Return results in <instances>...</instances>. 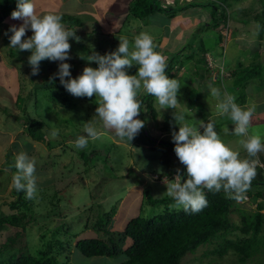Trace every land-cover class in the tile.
<instances>
[{
	"label": "rangeland",
	"instance_id": "1",
	"mask_svg": "<svg viewBox=\"0 0 264 264\" xmlns=\"http://www.w3.org/2000/svg\"><path fill=\"white\" fill-rule=\"evenodd\" d=\"M179 1L157 0L164 13L158 11L149 15L148 19L139 20L130 17L128 8L133 0H30L4 21L0 29V214H12L14 211L11 210L10 204L17 198L13 195L14 174L4 165L7 158L17 162L21 168V175L28 184L36 188H46V197L43 201L34 197L32 206L35 210V221L27 229L10 227L0 230V252L35 255L38 250H45V245L49 241L65 240L71 235L73 239L70 241V251H62V260L68 259L70 264H119L124 260L122 258L124 256L86 258L75 249L77 240L96 236L92 230H85L84 226L93 224L97 216L102 214L98 213L101 206L104 212L114 205L118 208L112 221L113 231H123L126 224L139 215L150 218L165 211L164 205L148 204L147 199L150 197L151 200H159L163 196L176 195L177 183L180 184L179 176L176 174L173 182L168 181L167 184L161 185V180L158 182L154 179V173L161 174L168 165L172 169L179 168L180 162L183 163L181 156L168 147L158 145L155 150L148 149L152 145L151 142L142 137L138 130L140 125L137 104L140 97L153 86L158 88L160 85L159 80L164 76L162 71L167 62L165 53L169 54L187 44L198 32L200 22L211 21L213 6L220 8L223 0H183V5L189 1L200 4L203 8L189 7L185 11L167 13L169 5H175L174 8H177ZM250 1L252 0H244L235 8L243 9ZM63 15L72 16L78 21L73 26L72 38L60 35L61 28L69 26L67 23L57 22V18ZM39 30L47 37V51L50 50L52 53L50 58L52 66L50 70L34 73L29 71L30 67L27 64L14 63V58L9 57V53L11 50L19 49L22 42L36 41ZM203 31L197 36L202 34L201 38L194 42L199 48L202 47L201 40L205 42L203 43L205 49L216 56L214 58L216 67L221 49L216 45L219 36L214 32H219L223 37L219 46L222 47L226 62L233 63V57L238 55L242 62H248L254 57L260 61L264 60V37L258 38L257 23L246 26L230 19L226 24L220 23L216 29L206 27ZM207 33L209 35L206 37ZM106 35L112 36L116 43L113 49L115 57L110 62L114 63L116 70H106L95 65L99 59L98 52H104L100 49L98 51L97 42L111 39ZM81 38H84L82 45ZM67 41L69 43L66 45V53L70 54L67 49L69 47L73 50V57L61 55ZM195 43L193 45H196ZM197 47L193 46L196 53ZM30 51L32 48L24 49L23 52L29 54ZM184 52L187 56L190 48L187 47ZM107 53L109 54L110 50H107ZM69 58L74 59L76 63H66ZM209 62L211 67L212 62L210 60ZM187 68H191L189 62L172 78L170 92H161L169 97L162 99L156 95L151 98L150 102L156 112L154 120L145 109L147 100L143 103V117L150 135L166 142L174 149H181V154L184 153L182 150L191 153L189 155L192 158L193 174L194 171L204 170L209 183L215 184L214 186L219 184L220 188L225 185L231 188L238 186L237 183L246 176L254 178L256 170L248 169L245 162L251 155L256 157L260 154L264 158V125L250 126L245 119L242 126L228 135L217 130L210 132L208 138L207 132L202 130L203 127L194 130L205 119L207 126H211L212 129L226 117L232 116L230 120H238L244 111L242 108L233 107L232 102L228 103L225 97L229 95H223L226 91L221 90L219 84H213L217 75L216 68L208 69L203 79L191 77ZM78 69L81 70L76 72ZM59 70L64 74L62 77L71 80L73 90H76L78 84H81V88L86 84L87 95L101 102L98 106L99 115L96 113L95 104L83 99L76 101L77 114L63 106L47 111L44 101L40 102L36 109L33 108L35 98L31 92L34 86L41 83L47 74ZM118 81L128 87L134 83L137 88L119 92L115 88ZM253 86L247 91L254 89L256 92V88H259L261 92L259 104L253 105L252 109L261 111V107L264 106L262 89L264 83ZM19 97H27L22 105L18 102ZM196 98L200 104L194 105L191 101ZM5 108L8 112L4 111ZM54 113H57L58 117ZM24 116L31 118L39 116L46 122L48 126L42 129L45 132L44 143L35 142L24 136L25 121L22 119ZM163 126L166 129L164 131L160 130ZM74 131L79 133L75 137L71 135ZM50 140H60L63 143L49 148L46 142ZM111 144L115 147L109 148L105 164L95 162L94 158L92 165L95 167L89 165L91 169L88 172L89 176L85 174L84 169L88 166L82 160H78L76 152L83 151L91 145L100 148L109 147ZM100 150L106 152L105 149ZM87 156L93 158L92 151L88 150ZM35 159L52 160L54 166L43 171L36 167ZM212 164L223 168L209 167ZM257 172L262 174L259 169ZM238 174L242 175L238 177ZM192 178H195L194 175ZM197 181L200 186L208 187L201 176L197 177ZM192 183L191 179L185 184L183 190L187 192L176 199L177 204H173L174 208L188 207L199 197L201 194V191L197 190L199 186L191 187ZM239 187L242 189L241 197L237 200L232 199L234 203L236 201L238 208L240 206L252 211L256 209L257 204L264 206V198L253 200L244 194L246 192L254 194L255 191H263L264 194V185ZM53 188L59 189L55 199L47 196L54 194ZM145 190L148 192L147 199L143 196ZM229 190L228 196L238 191ZM142 198L144 204L140 206ZM261 212L264 213V207ZM238 217L235 213L230 216L236 224L240 223ZM70 226L72 229L69 231ZM219 243L199 247L195 253L187 254L181 264L234 263L236 255L232 251H228L220 258L211 253ZM256 258L257 260H250L245 264H260L261 260H258V257L254 259Z\"/></svg>",
	"mask_w": 264,
	"mask_h": 264
},
{
	"label": "trees",
	"instance_id": "2",
	"mask_svg": "<svg viewBox=\"0 0 264 264\" xmlns=\"http://www.w3.org/2000/svg\"><path fill=\"white\" fill-rule=\"evenodd\" d=\"M29 1L30 0H0V29L4 21L12 13ZM243 1L244 0H223L221 1L220 8L213 6V8L216 10V15L214 25L212 27L216 29L220 26V23L226 24L230 19L246 26L250 25L251 23H257L259 25L258 38H263L264 0H252L248 2L249 5L243 7V9L239 7L235 8L237 4ZM225 3L226 5L224 6ZM159 5L160 4L157 2V0H155V3H152L151 0H133L128 8L130 17L139 20L148 19L147 17L149 15L157 13V10H160ZM192 7L199 6L195 5ZM188 8L181 11H185ZM168 9H171V7H168ZM174 12L177 13L173 10L170 13ZM57 22L69 24L68 27L63 26V28H61L60 35H65L68 38H72L73 26L76 25L78 21L72 16L63 15L57 18ZM204 22H200L201 24L199 26H202ZM211 28L209 27L208 29ZM203 33L204 31L202 34ZM214 33L219 36L216 45L221 49V54L218 55V67H216V63L214 61L216 56L214 57L212 53H210V51L205 49L203 46V43L205 42L201 40L202 47L200 48L197 47V44L194 42L198 38L200 39L202 34L201 36L197 37L190 45L183 44L178 50L170 52L169 54L165 53L167 55V62L165 66L168 65L165 69V78L160 83L158 88L152 93L150 98H148L145 107L147 113H149L153 120L156 117V112L150 102L151 98L156 95L162 99L169 97L166 95V93L170 92L172 78L178 74L180 69L183 67V65H186L187 62H189L191 65V68H187V71L191 73V77H196L198 79H203L204 73L208 72V69L212 67L216 68L217 75L216 80L213 81V84H219L221 90L223 89L226 91L223 95H229V97H225L228 103L229 101L232 102V105L235 107L241 105L240 107H242L243 111L245 110L243 106L248 101L246 97L247 90L251 86L254 87L253 85H263L264 60L260 61V59H255L254 57L248 62H242L238 55L233 57V63L231 61L226 62V57L224 54H222V47L219 46L223 40V37L219 32ZM37 35L38 39L36 41L29 43L22 42L19 49L11 50L9 53V57L14 58V63L19 62L27 64L30 67L29 71L34 73H38L46 69L50 70L52 66L50 59L52 53L50 50V52L47 51V37L45 36L44 32H41L40 30L38 31ZM208 35L209 33H207L206 37ZM106 37H110L111 39L108 40L107 38L106 42L101 40L97 42V45H99L98 51L102 50L104 52H98L99 59L96 60L95 65L100 68H105L106 70H116V66L113 65L114 63H110L112 61L111 59L115 57L113 54V49H115L114 47H116V43L112 40V36L106 35ZM83 41L84 38H81L80 45H82ZM68 43L69 41H67L65 44L63 54H61L62 57L74 56L73 50H71L69 47L67 49L68 52L70 51V54L66 53V45ZM194 43L196 45H193ZM259 45L260 43L258 42L257 46ZM193 46L194 48H198V53L194 52L195 49ZM21 47L23 48L22 50ZM184 47H189L190 52L187 56H185V60L182 59L181 61H178L179 56L184 54ZM28 48H32V51H30L29 54L24 53V49ZM54 49H56L55 46ZM107 50H110L109 54L107 53ZM209 60L212 62L211 67H209ZM69 62L76 63V61H74V59L72 60V58L67 59L66 63L69 64ZM175 63L177 64L174 67ZM219 68H221L220 71ZM79 70L81 69H78L76 72H79ZM69 71L73 72L71 69H69ZM174 71L177 72L172 74ZM227 73H229V76L226 77ZM62 76H64V74L61 72V70L53 71L52 73L44 76V79L41 83L34 86L33 92H31V95L35 98L33 108L36 109L37 106H40L38 104L44 101V104L46 103V108L48 109L47 111H53V108L55 109V107L63 106L70 112H75L77 114L76 101L83 99L87 102L94 103L96 113L99 115L100 110L98 109V106L101 104V102H97L94 98L87 95L88 91H85L86 84L83 88H81V84H78L77 86L75 83L76 90H73L71 80L69 81V79H66ZM76 77L77 75H75V78ZM115 88L119 92H122V90L136 89L137 85L133 83L130 87H128L121 85L120 81H118V83L115 85ZM164 91L166 93L162 94ZM197 97L199 98V96ZM198 98L191 102L194 105L195 103L198 104ZM26 99L27 97H19L18 102L20 105H22ZM4 111L8 112V109L5 108ZM54 114L58 117L57 113ZM22 119L25 121V127L23 130L24 136L32 139L35 142L44 143L45 132H43L42 129L48 126L46 122H43L39 116L37 118L24 116ZM138 122L140 125L138 130L142 134V137L144 136L146 140L150 141L152 144L150 146L148 145L149 150L157 149L156 146L158 145L168 147L174 150L176 154L178 153L181 156V161L183 163L181 164L180 162L179 168L174 167L172 169L169 167V165L164 167L161 174L154 173V179L158 182H160L159 180L162 181L165 179L166 182L164 184H167L168 181L173 182V177L175 174H177L179 176L178 178L180 179L183 174L182 172L186 169V163L183 157L188 156L192 162V158L189 155L191 153L182 150L184 153L181 154V149H174L171 145L169 146L165 144L162 140H160V142L151 140L144 134L139 119ZM103 125L104 123L101 124V126ZM160 130H166L165 126H163V129ZM78 134V132L74 131L71 135L75 137ZM46 143L48 147L51 148L53 146L62 144L63 141L50 140ZM112 147H115V145L111 144L109 147H100L105 149V152L100 150V148L96 147L95 145H91L86 147L83 151H77L76 154L78 156V160H82L84 164L88 166L84 169V173L88 175V172L91 170L89 165H92L94 158L96 159L95 162L100 161L101 163L105 164V159H107V156L109 155L107 152L109 148L112 149ZM88 150L92 151L93 158H89V156H87ZM9 156H11V154H9ZM251 163L253 165H251ZM34 164L36 167L45 171V169L53 168L54 161H48L45 159L37 161L35 159ZM4 165L9 167V170L14 174L13 195H15L17 198L10 204L11 210L14 211L12 214H0V230L10 227L14 229L25 230L35 221V210L32 206L34 205L33 199L34 197H37L40 198V201H43V199L46 197V188H36L28 184L26 182L27 180L23 179L21 175V168L17 162L14 161V159L7 158V161L4 163ZM245 165L248 169L256 170L254 178L251 176H246L239 183H237L239 185L236 187L232 186L229 188L226 187V185L222 187L226 190L220 188V186H218L219 184L214 186L215 184H210L208 181V187L204 188L203 190L200 189V187L197 188V190L201 191L199 197L195 199L188 207L182 209L174 208L173 204H177L176 199L181 197L182 193L187 192L183 189L189 180L192 179L193 182L191 187L196 185L192 176H188L182 181L176 195L172 197L163 196V198H160L159 200H151L150 197L147 199L146 194L148 192L146 190L143 191V196L148 200V204L158 206L164 205L163 209L165 211L151 216L150 218H144L140 215L132 218L126 224L123 231L111 230L114 225L112 222L113 217H115L118 212L117 206L114 205L111 207V209L105 212L101 206V210L98 213L101 212L102 214L97 216V219L93 222V224L84 226L85 230H92L96 236H89L85 239L77 240L75 249L86 258H110L124 256L122 257L124 260H121L119 264H181L182 259L187 254L195 253L199 247L211 245L214 242H220L218 246H216V248L211 251V253L217 255L218 258L224 256L228 251H232L236 255V259L234 260V263L232 262V264H245L250 260H257V258L254 259L255 257H258V260H261L259 263L262 264L264 263V213L261 211L263 210L264 206L257 204L255 210L249 211L241 208L240 206L238 208L236 201L234 203L232 199L237 200V198L239 199L241 197L242 189H240L239 186L244 185L246 187H253L255 185H264V162L258 161L255 156L251 155L250 159L245 162ZM94 167L95 166L92 165V168ZM257 169L262 171L261 175L258 174ZM200 172H204V170H199L197 172L194 171L193 174L192 169V175H194V177ZM145 175L149 176L146 173ZM240 175L242 174H238L237 176L239 177ZM155 176H158V178H155ZM115 178H117V176H115ZM53 189H55L54 194H49L47 196L55 199L59 189ZM229 189H238V191L234 192L232 196H228L230 192ZM35 193L37 195H35ZM244 194L248 195L250 199L253 198V200H262L264 198L263 191H255L254 194L251 192H246ZM140 204V206L144 204L143 198ZM233 213L239 216V224H236L231 220L230 216ZM58 228H56L55 231H57ZM68 229L70 231V229H72L71 226L68 227ZM235 233H239L240 235L238 236ZM67 237L68 238L65 240L49 241L45 245L46 249L38 250L35 255H21L18 252L11 253L8 251L0 252V264H70L68 259L65 261L62 260V251H70V241L73 239V236L71 235Z\"/></svg>",
	"mask_w": 264,
	"mask_h": 264
},
{
	"label": "crops",
	"instance_id": "3",
	"mask_svg": "<svg viewBox=\"0 0 264 264\" xmlns=\"http://www.w3.org/2000/svg\"><path fill=\"white\" fill-rule=\"evenodd\" d=\"M252 87V86H251ZM257 89V91L255 92V90L253 89V90H251L250 92H248L247 91V104L245 105V107H244V112H243V114L241 115V117L238 119V120H234V119H232V120H230L231 118H232V116H229V118L228 117H226V119L224 120V121H222V123L221 122H219L216 126H214V128H212V129H210V127L211 126H207V121H206V119L205 120H203L202 121V123L196 128V129H194V130H198L199 128L201 129V127H203L202 128V130L204 131H206L207 132V134H206V138H208L209 137V133L211 132V133H213V132H215V131H220V132H223V134L224 135H228L229 133H231V132H233V131H235L234 129H236L237 130V128L239 127V126H242L243 125V120H245V119H247L248 120V123H249V125L250 126H253V125H255V124H261V125H264V106H262L261 107V111H259V110H253L252 109V107H253V105H255V104H259V100H260V98H259V92H261L260 90H259V88H256ZM262 89H264V87L262 88ZM249 96V97H248ZM203 105V104H202ZM252 109V110H251ZM222 111H224V109L222 110ZM221 111V112H222ZM192 133H193V131H192ZM202 134V133H201ZM200 134V135H201ZM247 134H248V132H247ZM165 137H167V135H165V134H163ZM198 136L199 138L201 137V136ZM198 138V139H199ZM228 143V142H227ZM227 145V144H226ZM212 159V158H211ZM256 159L258 160V161H262V162H264V158L262 157V156H260V154H258L257 156H256ZM185 163H186V161H185ZM251 165H253L252 163H251ZM218 167V168H223V167H221V166H219V165H217V164H212V165H210L209 167ZM176 175V174H175ZM199 176H201L202 177V180L204 179L205 181V184H207L206 183V181L208 182V179H207V177H206V174H205V171L204 172H200V173H198L197 175H196V178L197 177H199ZM177 185H178V183H177Z\"/></svg>",
	"mask_w": 264,
	"mask_h": 264
},
{
	"label": "water",
	"instance_id": "4",
	"mask_svg": "<svg viewBox=\"0 0 264 264\" xmlns=\"http://www.w3.org/2000/svg\"><path fill=\"white\" fill-rule=\"evenodd\" d=\"M152 1L154 2L155 0H152ZM195 5H196V6H199V7H203V6L200 5V4H192V5H187V6H185V7H182V8L176 9V10H182V9L188 8V7H190V6H195ZM168 11H170V10H168ZM215 15H216V12H215V10H213V11H212V15H211V22H210V23H207V24H203V25L199 28L198 32H196V33L191 37L190 41H189L186 45H190V44L196 39V37L198 36V34H200V33L203 31L204 28H206V27L209 28V27H212V26L214 25ZM162 79H163V77L160 78V80H159V84L161 83ZM155 89H156V88H153L150 92H148L145 96H143V97L141 98V100L139 101V103H138V105H137V111H138L137 115H138V119H139V121H140V124H141V126H142V130H143L144 134H145L146 136H148L151 140L157 142V140H156L155 138H153V137L149 134V132H148V130H147V126H146V123H145V120H144V117H143V110H142V109H143V103H144V102L150 97V95L154 92ZM164 143L167 144L166 142H164ZM167 145H169V144H167ZM169 146H170V145H169ZM183 158H184V160L186 161V169H185V171H188V174H191V162H190V159L188 158V156H184ZM263 196H264V194H263Z\"/></svg>",
	"mask_w": 264,
	"mask_h": 264
},
{
	"label": "clouds",
	"instance_id": "5",
	"mask_svg": "<svg viewBox=\"0 0 264 264\" xmlns=\"http://www.w3.org/2000/svg\"><path fill=\"white\" fill-rule=\"evenodd\" d=\"M151 1H152V0H151ZM152 3H155V1H154V2L152 1ZM182 3H183V0H180V1L177 3V6H178L177 8H174L175 5H172V6L169 5V7H171V9H168V10H170V11L167 10V13H170L172 10H173V11H176V12H180L181 10H176V9H179V8L185 7V6H187V5H191V4H197V3H193V2H189V1L187 2V4H184V5H183ZM179 4H181V5H179ZM190 7H192V6H190ZM159 8H160V6H159ZM202 8H203V7H202ZM185 9H186V8H185ZM212 9H213V8H212ZM160 10H161V11H160ZM160 10H157V11H159V13H164L163 9L160 8ZM182 10H184V9H182ZM213 10H215V9H213ZM213 10H212V11H213ZM215 12H216V10H215ZM211 15H212V14H211ZM210 20H211V17H210ZM205 23H210V22H207V21H206V22H204L203 24H205ZM200 27H201V26H200ZM204 29H205V28H204ZM204 29H203V30H204ZM184 48H185V47H184ZM185 49H186V48H185ZM184 57H185V52H184V54H181V55L179 56L178 61H181ZM175 64H176V63H175ZM175 64H174V65H175ZM167 66H168V65H167ZM167 66H165L164 69H163V71H162V74H164L162 81H163L164 78H165V69L167 68ZM158 79H159V78H158ZM162 81H161V82H162ZM153 88H154V86H153ZM153 88H152V89H153ZM152 89H150L148 92H150ZM156 89H157V88H156ZM156 89H155V90H156ZM155 90H154V91H155ZM148 92H147V93H148ZM147 93H146V94H147ZM146 94H144L143 96H145ZM151 95H152V94H151ZM151 95H150V96H151ZM143 96H142V97H143ZM142 97H140L139 101L141 100ZM149 98H150V97H149ZM147 100H148V99H147ZM246 104H247V103H245L243 107H245ZM137 105H138V104H137ZM240 106H241V105H240ZM240 106H238V107H239V108H242V107H240ZM233 107H235V106H233ZM238 107H236V108H238ZM156 140H157V139H156ZM157 141L160 142V140H157ZM189 159H190V158H189ZM190 162H191V161H190ZM182 173H183V174H182V177H181L180 179L178 178L179 183H180V184H178V188L180 187L182 181H183L185 178H187L188 176H192V163H191V174H188V171H185V170H184ZM174 176H176V175H174ZM173 180H174V177H173ZM181 180H182V181H181ZM194 181L196 182V185L200 187V189H202V190L204 189L205 186L202 187V186H200V185L198 184V181H197L196 175H195ZM165 182H166V180L163 179V180L161 181L160 184H164ZM205 185H206V184H205Z\"/></svg>",
	"mask_w": 264,
	"mask_h": 264
}]
</instances>
